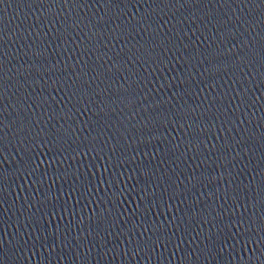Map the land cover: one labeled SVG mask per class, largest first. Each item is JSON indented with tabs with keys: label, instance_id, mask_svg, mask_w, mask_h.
<instances>
[{
	"label": "water",
	"instance_id": "water-1",
	"mask_svg": "<svg viewBox=\"0 0 264 264\" xmlns=\"http://www.w3.org/2000/svg\"><path fill=\"white\" fill-rule=\"evenodd\" d=\"M0 264H264V0H0Z\"/></svg>",
	"mask_w": 264,
	"mask_h": 264
}]
</instances>
